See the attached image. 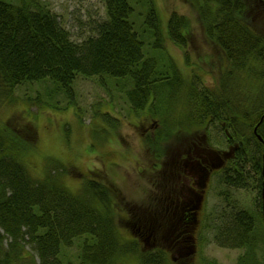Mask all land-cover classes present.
I'll use <instances>...</instances> for the list:
<instances>
[{"label":"trees","instance_id":"obj_1","mask_svg":"<svg viewBox=\"0 0 264 264\" xmlns=\"http://www.w3.org/2000/svg\"><path fill=\"white\" fill-rule=\"evenodd\" d=\"M101 1L105 17L93 33L76 42L45 1L0 0V95L25 83L51 80L48 95L64 93L73 104L72 85L78 76L111 78L137 116L147 113L158 120L159 126L144 138L155 151L170 139L172 121L180 128L189 126L191 132L200 128L203 136L217 123L227 146L239 143L236 163H230L218 181L238 186L248 182L253 171L259 198L253 207L242 209L235 196L223 193L228 203L215 209L208 224L204 216L202 227L211 228L222 247L243 249L235 264H264V140L254 132L258 125L264 139V0H185L188 12H173L166 22L155 0ZM193 26L200 27L216 49L215 58L200 57L198 64L190 59ZM166 40L183 52L193 73L191 82L168 52ZM203 62L210 65L207 73ZM102 85L110 91L106 81ZM34 101L47 104L40 93ZM176 106L186 109L183 118H175ZM100 115L111 126L119 125L110 113ZM8 128H0V264H64L66 249L78 243V264H119L128 255L136 256L139 264H171L163 247L144 249L143 231H134V240L122 239L118 207L124 196L113 180L91 170L80 192L73 194L61 174L74 172L64 166L36 178L21 160L33 134L21 137ZM137 209L132 205L130 214ZM151 209V222H159L164 214L156 217ZM152 227L168 231V225ZM28 243L40 262L27 250Z\"/></svg>","mask_w":264,"mask_h":264},{"label":"rangeland","instance_id":"obj_2","mask_svg":"<svg viewBox=\"0 0 264 264\" xmlns=\"http://www.w3.org/2000/svg\"><path fill=\"white\" fill-rule=\"evenodd\" d=\"M42 1L57 14L61 24L70 32L71 39L76 42H82L93 33L94 25L105 17L106 6L101 0ZM155 2L164 22L173 12L179 14L188 12L185 0ZM191 33L188 48L190 59L198 64L200 57L208 59L210 55L209 59L215 58L217 51L205 38L202 29L193 26ZM165 43L186 80L191 82L193 73L186 65L183 52L170 40H166ZM202 66L203 71L207 73L210 65L205 67L203 62ZM105 81L110 91L103 87ZM115 83V80L108 77L100 81L97 77L86 78L80 75L72 85L73 104H69V99L64 93L60 92L53 97L48 95L47 89L54 86L51 80L19 85L10 93L0 95V128L11 127L8 128L9 132L15 134L17 132L21 137H30V134H33L30 148L21 153V160L27 165L29 173L36 178H45L49 172L57 169V166H64L74 172L61 174L63 184L73 194L80 192L91 170L99 171L98 173H103L107 179L113 180L124 196V199L119 200L118 207L122 213L118 225L123 240H134V235L138 236L134 231H143L140 244L144 249L163 247L172 259L171 264H205L203 261L205 258L216 260L220 264H235L243 249L222 247L216 242L215 232L211 228L200 226L197 229V244L200 242V245H196L197 250L195 248L193 250L188 247L191 243L176 244L174 237L182 229L171 232L168 228L167 232L162 233L155 230V227L153 229L151 225L145 230L139 229L133 222L137 217L143 219L147 212L143 214L144 216L141 215L142 212L150 211V208L156 217L160 214L154 212V209L159 208V202L164 194L160 193L161 187L158 185L165 179L163 174L172 171V163L179 157L173 149L180 147L182 142L189 141L188 145L191 146L192 143L201 140L202 142H198L199 146L229 151L224 130L214 123L203 136V130L200 128L191 132L189 126L184 125L185 128H180L175 120L169 126L172 130L169 141H164L155 151V147L149 148V142L144 138L147 133H151L159 126L158 120L151 119L147 113L137 116L124 92L117 90ZM206 83L208 86L212 83L210 75ZM38 93L47 104H36L34 98ZM100 112H108L119 119V125L111 126L101 115L98 116ZM186 113L183 107L176 106L174 109L176 119L183 118ZM78 172L82 176H79ZM224 174L220 171L214 173L212 177L210 191L205 200V218L208 216L205 224L212 221L216 208L219 211L228 203L223 193L235 196L238 208L242 209L253 207L259 198V179L253 171L249 174L248 182H241L238 186L218 181L223 179ZM93 177L98 176L93 174ZM132 205L138 208L133 216L130 214ZM26 248L35 256V260L40 262L33 245L28 243ZM79 250V243L66 249L67 257L64 264H78ZM119 264H139V261L136 256L128 255L122 257Z\"/></svg>","mask_w":264,"mask_h":264},{"label":"flooded vegetation","instance_id":"obj_3","mask_svg":"<svg viewBox=\"0 0 264 264\" xmlns=\"http://www.w3.org/2000/svg\"><path fill=\"white\" fill-rule=\"evenodd\" d=\"M188 144L189 141L182 142L180 147L173 149L179 157L173 161L172 171L165 172V179L159 182L160 193L164 194L159 208L154 209V212L160 213L159 216L164 214L163 217L157 218L159 222H151L154 219L151 215H146L143 219L137 217L134 224L142 229L158 223L160 226L168 225L171 232L182 229L177 236L172 235L176 244L191 243L188 247L196 249V245H200V242L197 244L196 233L205 216V200L210 191L212 177L216 172L226 171L230 163H236L234 149L239 143L228 144L229 151H217L207 146H199L198 143H192V147ZM147 211H143L141 215L144 216Z\"/></svg>","mask_w":264,"mask_h":264},{"label":"water","instance_id":"obj_4","mask_svg":"<svg viewBox=\"0 0 264 264\" xmlns=\"http://www.w3.org/2000/svg\"><path fill=\"white\" fill-rule=\"evenodd\" d=\"M257 128H258V125L255 127L254 132L257 134L258 139H259L260 141H263L264 139H263L262 136L258 133ZM219 166H220V165H219ZM219 166H217V167H219Z\"/></svg>","mask_w":264,"mask_h":264}]
</instances>
